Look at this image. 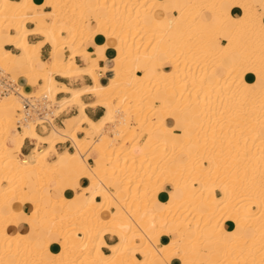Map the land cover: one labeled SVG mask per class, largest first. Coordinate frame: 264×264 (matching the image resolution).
Returning a JSON list of instances; mask_svg holds the SVG:
<instances>
[{"label":"bare ground","instance_id":"6f19581e","mask_svg":"<svg viewBox=\"0 0 264 264\" xmlns=\"http://www.w3.org/2000/svg\"><path fill=\"white\" fill-rule=\"evenodd\" d=\"M244 34L252 55L234 56ZM224 64L238 67L237 83L213 86L232 72ZM21 65L14 91L0 95V264H12L9 253L14 264H72L71 247L77 256L85 249L84 264H264V0H0V67ZM55 75L92 83L72 88ZM43 94L56 115L78 113L62 128L51 122L47 135L36 130L39 118L15 126L21 98ZM85 94L95 99L85 103ZM96 106L105 111L93 120L85 108ZM25 139L34 143L28 154ZM66 140L74 152L57 151ZM62 167L81 190L61 182ZM73 223L83 235L68 233ZM105 234L117 240L106 244Z\"/></svg>","mask_w":264,"mask_h":264},{"label":"crops","instance_id":"0c3cea01","mask_svg":"<svg viewBox=\"0 0 264 264\" xmlns=\"http://www.w3.org/2000/svg\"><path fill=\"white\" fill-rule=\"evenodd\" d=\"M231 11H232V13H233V15L234 16H239L240 15V13H241V9L240 8H238V7H232L231 8ZM176 12H174V14H175ZM159 17H160V15H158ZM32 26V24L31 23H28V27H31ZM159 26L161 27V28H165V27H168L167 26V23H164V22H162V21H160V23H159ZM28 39L31 41V42H37V41H39V40H41L42 39V36H40V35H38V34H31V35H28ZM95 39L97 40V42H99V43H104L105 41H106V39L104 38V37H102L101 35H95ZM221 45H222V43H219L217 46L218 47H221ZM6 46L8 47V48H10L11 50H14L15 48L12 46V45H10V44H6ZM88 49H90V50H92V48H93V45H91V44H89L88 43ZM17 50V49H16ZM17 52H18V50H17ZM50 52H51V46L48 44V43H46V44H44V45H42V47H41V50H40V56H39V58L42 60V61H45V60H47V59H49V57H50ZM105 54H113V51H112V49H111V46L110 47H108L106 50H105ZM76 61L78 62V64L80 65V66H84L85 65V63L83 62V60H82V58H80V57H76ZM21 67H24V65H21V66H16V67H12L11 69H10V71L11 72H14V71H16V70H19V69H21ZM9 71V70H8ZM99 72V71H98ZM216 72L217 73H221V69L220 68H217L216 69ZM113 75V71L111 70V69H107L105 72H102L101 74H100V76H101V79L102 80H104V81H106L109 77H111ZM249 76V75H248ZM55 78H56V80L58 81V83L59 84H64V85H66V86H68V87H72V88H81V87H83V86H85V85H89V84H91L92 83V79L88 76V75H80V76H77V78H74V77H70V78H65V77H61V76H59V75H55ZM67 95V93H57V98H59V99H61V98H63L64 96H66ZM82 100L85 102V103H90V102H92L94 99H95V97H93L92 95H90V94H85V95H82ZM104 111H105V109H104V107H102V106H96V107H86L85 108V113L89 116V118H91V119H93V120H95V119H98L103 113H104ZM78 113V108L77 107H75V106H72V107H69V108H66L65 110H63L62 111V114L59 116V118L58 119H56L55 120V123L57 124V125H60V126H57L55 123H53L54 125H56L58 128H62L63 127V121H64V119H66V118H68V117H71V116H73V115H75V114H77ZM168 122L169 123H171V120H168ZM83 126H85V124L83 125ZM42 128H45V129H48V131H47V133L46 134H43L44 133V130L42 129ZM42 128L41 127H36V130H37V132L39 133V134H41V135H47L48 133H49V131H50V129H51V125L49 126V127H47V126H45V125H42ZM77 135L80 137V136H82L83 135V133L82 132H78L77 133ZM144 144L143 143H141V144H139V145H136L135 147H134V152H136L137 153V151H139L140 150V148L143 146ZM34 146V143L30 140V139H25L24 140V142H23V144H22V147H21V152H22V154H28V153H30V151H31V149H32V147ZM45 146V145H44ZM43 146V147H44ZM43 147H41V148H43ZM55 147H56V149H57V151L58 152H63L64 150H68V151H70V152H74V147H73V145L71 144V141L70 140H66V141H60V142H57L56 144H55ZM40 147H39V149H41ZM51 156H53L52 157V159H54L55 158V155H51ZM52 159H50V160H52ZM88 162L90 163V164H93L94 163V159L92 158V157H89L88 158ZM72 163L75 165L76 164V162L75 161H72ZM76 167H77V170L75 171L76 173H80L82 170H83V168H84V165H80L79 163H77L76 164ZM61 172L62 173H64V175H63V178H62V180H61V182L64 184V185H69V183L76 189V185H80V183H79V181L77 182V180L76 179H71L69 176H67V174H72V172L70 171V170H68L67 168H65V167H62L61 168ZM66 174V175H65ZM57 182L55 181V180H53V181H51L50 182V185H55ZM82 185H85V181H83L82 182ZM81 186V185H80ZM47 188V190H50L51 188L50 187H46ZM82 189V188H81ZM56 191V192H55ZM72 190H70V189H66L65 191H58V190H56V189H52V193H53V195L55 196V197H58L59 195H61V194H64V195H66V196H70V195H72L73 194V191L71 192ZM67 192V193H66ZM57 193V194H56ZM215 193H216V195H220V191L219 190H216L215 191ZM98 199H100V197H97ZM25 199L27 200V199H29V196L28 195H26L25 196ZM22 222H23V220H22ZM12 226V224H9L8 225V229H7V231L8 232H16L19 228L17 227V226H15V225H13L14 227H11ZM13 228V229H12ZM11 229H12V231H11ZM22 229L23 230H25L26 229V227H22ZM40 229H42V228H40ZM10 230V231H9ZM14 230V231H13ZM80 235V234H79ZM162 239H165L164 237H162ZM104 240H105V242H106V244H112V243H114L116 240H117V237H115V236H113V235H111V234H105L104 235ZM183 248H189V243H187V242H183ZM57 248L58 247H56V246H53V249H55V250H57ZM213 249V248H212ZM102 250L104 251V252H108L109 251V249L107 248V246H103L102 247ZM137 255V257H140V255L139 254H136ZM174 260V261H173ZM173 261V262H172ZM171 264H178V262H177V259H176V257H174L172 260H171Z\"/></svg>","mask_w":264,"mask_h":264},{"label":"rangeland","instance_id":"374dc122","mask_svg":"<svg viewBox=\"0 0 264 264\" xmlns=\"http://www.w3.org/2000/svg\"><path fill=\"white\" fill-rule=\"evenodd\" d=\"M106 3H108V2H106ZM37 8H34L33 10H36ZM44 9H50V7H47V6H45L44 7ZM27 26H28V23H27ZM65 34V33H64ZM241 37H239V40H237V42H236V44L238 43V45H236V46H234V48H233V54H234V56H239V55H244L245 53H246V55H252V53L251 52H249V51H252V50H254L253 49V46L251 45V41H250V38H251V36H250V34H244V35H240ZM233 44L235 45V43L233 42ZM218 45V44H217ZM13 51H15V52H17V50L16 49H14ZM198 54H194V57H196ZM184 56H186V59H187V54H185ZM219 56H221V54L219 55ZM215 57L214 59L215 60H217L218 62H220L221 60H219L218 58H220V57ZM231 63L232 62H234V61H230ZM220 63H222V62H220ZM228 65L227 64H224V66L223 67H225V68H228L227 69V71H230L229 69L231 68V67H233V66H229V67H227ZM216 67V66H215ZM214 67V68H215ZM211 68H213V67H206V69L205 68H202L201 69V72H203V71H206V70H210ZM187 69V68H186ZM216 69V68H215ZM238 69V67L237 66H235L234 68H231V71L232 72H225V73H223V75L222 76H227L228 78H227V80H225V82H224V78H222V80H219V77H218V75H216V81H215V83H213L212 85L214 86L215 84H216V82H217V84L218 85H220V84H222V85H224V84H227V83H230V86H234L236 83H237V80H238V74H237V70ZM187 71L188 70H186V73H187ZM9 72V74H10V76L14 79V73L13 72H11L10 70L8 71ZM196 72H198V71H196ZM183 76V75H182ZM74 78H77V77H74ZM184 80L183 81H188L187 80V77L186 78H183ZM186 79V80H185ZM38 82H39V84H37L35 87H33V90H39V89H41L42 88V82L40 81V80H38ZM62 100V99H61ZM60 100V101H61ZM155 105L157 106L158 105V101H156L155 102ZM132 107V106H131ZM132 118H134V115H131V121H132ZM214 118H215V115H213L212 116V119L214 120ZM56 124V123H55ZM57 125V124H56ZM15 126H16V123H15ZM57 126H60V125H57ZM19 128V127H18ZM21 128V127H20ZM19 128V129H20ZM43 130H44V133L43 134H46L47 133V131H48V129H45V128H42ZM207 133H209V134H214V136H215V134H217L218 133V130H217V133H216V126H215V122H213V124H212V127L211 126H209V128H208V131H207ZM208 135V134H207ZM96 137V136H95ZM146 138V133H144V134H142V136H141V141H143L144 139ZM140 141V142H141ZM144 144V143H143ZM126 145H129V142H127L126 143ZM139 145V144H138ZM136 146V145H135ZM134 146V147H135ZM40 148L41 147H43V146H39ZM52 157L53 156H50L49 157V159H52ZM2 182V184H4L5 186L7 185V182L6 181H1ZM197 185V184H196ZM81 188H82V186H80V185H76V191H79V190H81ZM69 232L68 233H72V232H76L77 234H80V235H83V233L82 232H80V230H79V226H78V224H76V223H73V224H70L69 226ZM78 230V231H77ZM82 233V234H81ZM137 242H140L141 241V239H139V238H136L135 239ZM12 245V244H11ZM76 251V248L75 247H71V249H70V253H71V263L72 264H76L77 262H79V260H80V263L81 264H84L83 263V261L85 260V257H86V259L88 260V257L87 256H83L84 254H85V249H80L79 251V253L81 254V256H82V258L84 257V259H81V256H77V251ZM90 252H91V250H90ZM87 254H89L90 255V253H87ZM9 255H10V259H11V261H12V264H14V262H15V257H16V255H14L13 253H9ZM87 260H85V262H87ZM53 262V264H54V261H52ZM56 262V261H55Z\"/></svg>","mask_w":264,"mask_h":264},{"label":"built area","instance_id":"2783aa9c","mask_svg":"<svg viewBox=\"0 0 264 264\" xmlns=\"http://www.w3.org/2000/svg\"><path fill=\"white\" fill-rule=\"evenodd\" d=\"M15 88V83L10 76L9 72L0 67V95H4L8 92H13ZM57 98V95H56ZM59 99V98H57ZM21 103V119L16 120L17 127L20 128V123L34 118H39L41 121L36 127H41L45 125L50 126L51 122L55 123V120L59 118V115H56L55 108L57 106L56 101L50 100L46 94L43 95H29L23 97L20 100Z\"/></svg>","mask_w":264,"mask_h":264},{"label":"snow or ice","instance_id":"6c2138e0","mask_svg":"<svg viewBox=\"0 0 264 264\" xmlns=\"http://www.w3.org/2000/svg\"><path fill=\"white\" fill-rule=\"evenodd\" d=\"M164 197H162V199H163Z\"/></svg>","mask_w":264,"mask_h":264}]
</instances>
